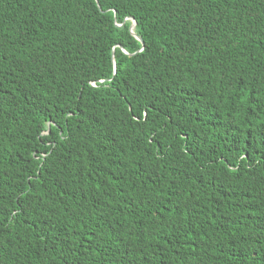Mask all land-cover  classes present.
I'll use <instances>...</instances> for the list:
<instances>
[{
	"label": "trees",
	"instance_id": "1",
	"mask_svg": "<svg viewBox=\"0 0 264 264\" xmlns=\"http://www.w3.org/2000/svg\"><path fill=\"white\" fill-rule=\"evenodd\" d=\"M0 264H264V0H0Z\"/></svg>",
	"mask_w": 264,
	"mask_h": 264
},
{
	"label": "water",
	"instance_id": "2",
	"mask_svg": "<svg viewBox=\"0 0 264 264\" xmlns=\"http://www.w3.org/2000/svg\"><path fill=\"white\" fill-rule=\"evenodd\" d=\"M134 27H135V21H133V24H132V26H131V30H133ZM137 39H138V41H140V43H141L142 46H143V42H142V40H141L139 37H138Z\"/></svg>",
	"mask_w": 264,
	"mask_h": 264
}]
</instances>
